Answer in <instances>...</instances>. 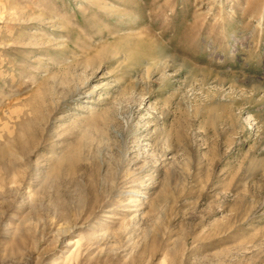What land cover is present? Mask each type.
Returning a JSON list of instances; mask_svg holds the SVG:
<instances>
[{
    "label": "rangeland",
    "instance_id": "obj_1",
    "mask_svg": "<svg viewBox=\"0 0 264 264\" xmlns=\"http://www.w3.org/2000/svg\"><path fill=\"white\" fill-rule=\"evenodd\" d=\"M0 264H264V0H0Z\"/></svg>",
    "mask_w": 264,
    "mask_h": 264
},
{
    "label": "bare ground",
    "instance_id": "obj_2",
    "mask_svg": "<svg viewBox=\"0 0 264 264\" xmlns=\"http://www.w3.org/2000/svg\"><path fill=\"white\" fill-rule=\"evenodd\" d=\"M44 33V32H43Z\"/></svg>",
    "mask_w": 264,
    "mask_h": 264
}]
</instances>
